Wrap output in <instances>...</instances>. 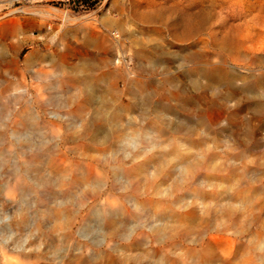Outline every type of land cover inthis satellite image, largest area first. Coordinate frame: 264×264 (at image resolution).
<instances>
[{"label": "rangeland", "instance_id": "obj_1", "mask_svg": "<svg viewBox=\"0 0 264 264\" xmlns=\"http://www.w3.org/2000/svg\"><path fill=\"white\" fill-rule=\"evenodd\" d=\"M0 24V264H264V0H0ZM84 57L120 76L106 141ZM221 61L231 84H193Z\"/></svg>", "mask_w": 264, "mask_h": 264}, {"label": "bare ground", "instance_id": "obj_2", "mask_svg": "<svg viewBox=\"0 0 264 264\" xmlns=\"http://www.w3.org/2000/svg\"><path fill=\"white\" fill-rule=\"evenodd\" d=\"M1 26V24H0ZM3 26H5V29L8 30L9 33L17 30L20 28L19 24L17 21H10L9 24H4ZM2 26V27H3ZM2 30V29H1ZM13 49L15 48V45L13 44ZM3 52V51H2ZM4 53V52H3ZM34 53L33 51H29L25 54L24 58H23V61L24 62H27L29 61L32 57H33ZM62 57L61 56H58V59H61ZM120 60H116V62H119ZM121 62V61H120ZM95 64V62L92 60V59H89L88 57H84L81 59V61L79 62V65H78V68H75L80 74L78 75L79 77V80L83 86V90H84V93H85V96H87V98L91 99L93 102H96L97 105H98V108H96L93 112V114L89 117V122L87 124V126L89 127L90 129V133L91 134H94V135H97L96 137L99 138L98 135H100L104 140L107 138L109 139V133H110V130L106 127L109 125V122H110V114H108V112L106 111L107 109H109L111 107V105H109L110 103H108L110 101V98L106 95V92L108 94V91H114V92H118V88L115 86L116 85V82L114 83V81H112L113 79L116 78V76L119 75V73H117V70H106L104 71L102 74H100L99 76L94 77L91 76L90 74V71H91V67ZM200 67H191L189 68V71H191L194 75L193 77V84H197V76H201V77H204L206 79L205 82H207V84H210V86H212V82L213 81H217L218 82H227L231 84L232 81H230V77L233 75V71L232 72H229L227 73L225 70H224V62L221 61L218 65H213V66H210V65H207V64H204L203 62L200 63ZM123 67H125L124 65H122ZM93 68V67H92ZM122 68V67H121ZM163 70L165 73H167V68L166 66L163 67ZM188 70V69H187ZM129 72V71H128ZM131 73V71H130ZM235 74V73H234ZM235 76V75H233ZM120 77V76H118ZM117 77V78H118ZM200 77H198L199 79ZM232 78V77H231ZM234 78V77H233ZM119 79V78H118ZM70 80V78L68 79V81ZM213 80V81H212ZM73 81V80H72ZM116 81V79H115ZM71 82V81H70ZM100 82H102L103 84H100ZM130 84H132V86L134 85L135 83V86L139 87L138 88V91L142 92V89H140V86H141V82L139 81H136L134 82L133 80H129ZM62 83V82H61ZM216 83V84H217ZM224 83V84H225ZM55 84V83H54ZM200 85V83H198ZM197 84V85H198ZM233 84V83H232ZM221 85V83H220ZM68 86V85H67ZM232 86V85H231ZM216 87V86H215ZM242 87L247 91H252L251 88H252V83H242ZM134 88V87H133ZM248 91V92H249ZM132 93V92H131ZM130 93V94H131ZM145 94V93H144ZM252 94V93H251ZM145 97V96H144ZM260 98V97H259ZM90 100V101H91ZM54 101V99H53ZM91 101V102H92ZM261 102L262 99H255L254 101V108L255 109H262V106L261 105ZM105 103H107L105 105ZM263 104V103H262ZM4 105V104H3ZM259 111V110H258ZM7 112V111H6ZM27 112V111H26ZM10 113V112H9ZM22 117V116H21ZM98 119H102L104 120V125L101 126V123L102 122H96ZM98 120V121H100ZM27 121L25 120H21L20 118L19 119H15L14 120V123L16 124H19V125H27L26 124ZM12 124V123H11ZM29 125V124H28ZM172 126V124H171ZM175 126V125H174ZM101 127V128H100ZM104 127V128H102ZM106 127V128H105ZM187 127V126H186ZM190 128V127H189ZM184 129V128H183ZM4 134V133H3ZM101 138V139H102ZM105 140V141H106ZM22 148V147H21ZM16 166V165H15ZM15 172V171H14ZM19 174V173H18ZM6 181V180H5ZM21 181V178H20V175L16 176L15 177V183H13L12 185L9 186L10 187H13V188H16L18 190H21L23 191L25 188H23L20 183ZM8 183V182H7ZM9 184H10V181H9ZM8 185V184H7ZM25 186V185H24ZM6 189V188H5ZM38 192V191H37ZM39 194V192L37 193ZM96 209H93V213L95 214ZM20 257L22 256V258L27 259L30 257L29 253L25 254L23 253L22 255L20 254L19 255Z\"/></svg>", "mask_w": 264, "mask_h": 264}, {"label": "built area", "instance_id": "obj_3", "mask_svg": "<svg viewBox=\"0 0 264 264\" xmlns=\"http://www.w3.org/2000/svg\"><path fill=\"white\" fill-rule=\"evenodd\" d=\"M17 4L22 2H50L65 5L69 8H72L76 11H86L93 9L95 6L99 5L102 0H14Z\"/></svg>", "mask_w": 264, "mask_h": 264}]
</instances>
